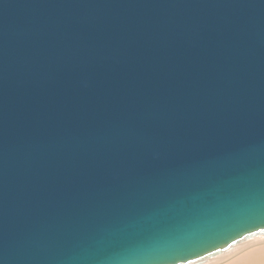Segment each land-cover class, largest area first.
<instances>
[{"label":"water","instance_id":"1","mask_svg":"<svg viewBox=\"0 0 264 264\" xmlns=\"http://www.w3.org/2000/svg\"><path fill=\"white\" fill-rule=\"evenodd\" d=\"M264 229V0H0V264H178Z\"/></svg>","mask_w":264,"mask_h":264},{"label":"rangeland","instance_id":"2","mask_svg":"<svg viewBox=\"0 0 264 264\" xmlns=\"http://www.w3.org/2000/svg\"><path fill=\"white\" fill-rule=\"evenodd\" d=\"M262 247H264V231L258 232L242 241L238 240L236 245L232 244L226 248L228 250L223 249L220 252L218 251L215 254L203 258L201 261L197 260L185 264H232V262L250 254V251L253 252Z\"/></svg>","mask_w":264,"mask_h":264},{"label":"bare ground","instance_id":"3","mask_svg":"<svg viewBox=\"0 0 264 264\" xmlns=\"http://www.w3.org/2000/svg\"><path fill=\"white\" fill-rule=\"evenodd\" d=\"M262 231H264V230L260 229V230L254 231V232L246 233L242 237L237 238L236 240H234L230 244L221 246V247L216 248V249H214V250H212V251H210L208 253H205L202 256H198L196 258L190 259V260H188L186 262H180L178 264H185V263H189V262H195L197 260L201 261L203 258H205L207 256H210L212 254H215L218 251L219 252L221 251V250H218V249H222L223 250V249L228 248L232 244L233 245L234 244L236 245V243H237L238 240H241L242 241V240L247 239V238L253 236L254 234H256L258 232H262ZM226 250H228V249H226ZM232 264H264V247H262L260 249H257V250H255L253 252L250 251V254H247L246 256L241 257L239 260L232 262Z\"/></svg>","mask_w":264,"mask_h":264},{"label":"snow or ice","instance_id":"4","mask_svg":"<svg viewBox=\"0 0 264 264\" xmlns=\"http://www.w3.org/2000/svg\"><path fill=\"white\" fill-rule=\"evenodd\" d=\"M262 230H264V229H262ZM218 250H222V249H218Z\"/></svg>","mask_w":264,"mask_h":264}]
</instances>
